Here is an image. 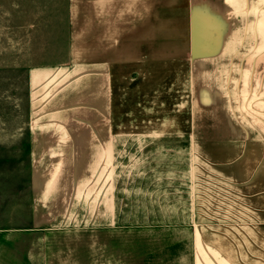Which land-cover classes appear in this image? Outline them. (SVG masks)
<instances>
[{"label": "crops", "instance_id": "1", "mask_svg": "<svg viewBox=\"0 0 264 264\" xmlns=\"http://www.w3.org/2000/svg\"><path fill=\"white\" fill-rule=\"evenodd\" d=\"M15 7V21L4 27L13 25L12 58L29 61L23 66L31 170L48 172L36 182L41 194H32V228L54 212V219L93 216L118 223L113 165L120 108L142 113L134 123L144 125L156 107L151 100L162 93L158 107L164 106L170 91L180 107L190 109V123L201 117L230 120L217 109L233 106L232 93H246L247 60L261 59L253 55L259 36L251 41L247 34V13H258L257 0H64L63 18L48 10L23 17ZM254 17L250 22L259 27ZM215 132L186 135L196 141L233 139ZM229 160L214 159L209 166L229 169L230 185L254 183L253 172L246 177ZM61 170L68 171L64 178ZM52 203L65 205V214L51 211ZM192 203L188 211L183 205L174 209L175 218L200 216ZM197 231L206 264H246Z\"/></svg>", "mask_w": 264, "mask_h": 264}, {"label": "rangeland", "instance_id": "2", "mask_svg": "<svg viewBox=\"0 0 264 264\" xmlns=\"http://www.w3.org/2000/svg\"><path fill=\"white\" fill-rule=\"evenodd\" d=\"M63 3L0 0V264H206L205 251L197 248V229L227 256L264 264V0H257L258 13H247L248 40L259 36L260 49L253 55L261 59L247 60L246 93H232L233 106L217 109L230 120L201 117L190 123V109L180 107L170 91L164 106L158 107L162 93L151 100L156 107L151 106L144 125L134 123L142 113L120 108V147L113 165L118 223L93 216L54 219V212L32 228V194H41L36 182L48 172L31 170L23 66L29 61L12 58L13 25L12 30L4 26L15 21L16 4L23 17L48 10L63 18ZM257 15L259 27L250 22ZM191 131H226L233 139L189 140ZM219 158L239 163L240 172L247 171L246 177L253 172L256 180L230 185L229 169L209 166ZM67 172L61 170L60 177ZM191 201L200 216L176 219L173 210L183 205L188 211ZM63 206L52 203L51 211L60 208L61 217Z\"/></svg>", "mask_w": 264, "mask_h": 264}]
</instances>
